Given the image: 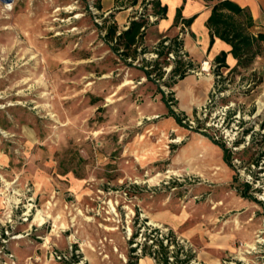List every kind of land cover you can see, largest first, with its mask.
I'll return each mask as SVG.
<instances>
[{"label":"rangeland","instance_id":"obj_1","mask_svg":"<svg viewBox=\"0 0 264 264\" xmlns=\"http://www.w3.org/2000/svg\"><path fill=\"white\" fill-rule=\"evenodd\" d=\"M133 7L109 38L101 0H0V264H264V45L178 79L151 20L114 50Z\"/></svg>","mask_w":264,"mask_h":264},{"label":"trees","instance_id":"obj_2","mask_svg":"<svg viewBox=\"0 0 264 264\" xmlns=\"http://www.w3.org/2000/svg\"><path fill=\"white\" fill-rule=\"evenodd\" d=\"M130 3V6L143 5L144 12L142 15L138 16L137 19H133L130 21L128 28L122 31L119 35H117L116 44L114 46V50L117 52L119 47L122 46L127 50V52H121L120 54L125 56H130L128 51L133 48L132 52L137 55V49L140 45L139 43L144 38V31L148 24V16L151 15L157 21L165 18L167 7L162 6L159 0H151L147 4H145V0H127ZM148 5L151 6L150 12L146 13ZM98 8L101 9V6L98 5ZM244 18L245 23L240 22V19ZM182 22L185 26L191 24L192 19L181 20L180 15L177 14L175 23ZM206 26L209 30L210 35V44L213 43L214 38H218L223 42L227 43L230 47V53L237 60V66L239 67H247L251 63V54L254 48L256 40H264L263 36L258 35L256 38L250 35L248 30L252 26V19L249 12L246 9L239 7L228 0H217L216 3L211 8V14L207 20ZM144 28V30H142ZM117 31V25L112 23L106 29V34L109 38H115ZM169 41L167 46H164V42ZM155 50V49H154ZM180 50H183L182 39H178L177 37L168 38L162 37L158 42V50L157 52L158 58L164 57L167 58V54L169 52H174L175 60L173 61V67L169 73L172 75L178 76V79H183L186 71H190L191 69L197 67L190 61H188V56L184 53L183 55L179 53ZM134 55V58H135ZM225 58L226 53L221 52L218 56H216L214 60V64L218 66L216 75L220 76V69L225 67ZM151 69L146 71V77L150 78L152 75V66ZM161 76V74H160ZM219 82V81H218ZM217 82V83H218ZM163 102L168 109L169 114L176 120L180 121L178 115L170 109L168 102L163 97ZM264 139V135L262 136ZM214 144L218 145L223 153L224 162L230 167L231 164V156L230 151L226 149L223 145H219L218 143ZM264 157V152L261 155ZM250 189V185L248 183L244 184V189L240 193L241 198L247 199L249 201H253L257 204H261L255 197H252L248 194ZM163 255L165 254L164 250ZM193 255H189L188 259L192 258ZM164 264H166V257L162 260Z\"/></svg>","mask_w":264,"mask_h":264},{"label":"crops","instance_id":"obj_3","mask_svg":"<svg viewBox=\"0 0 264 264\" xmlns=\"http://www.w3.org/2000/svg\"><path fill=\"white\" fill-rule=\"evenodd\" d=\"M217 0H159L162 6L167 7L165 18L157 21L149 26L147 32L151 33L150 40L154 37L162 36L168 38L177 37L182 33V46L184 53L188 56L194 65L202 62H214L216 56L221 52L226 53L225 69L233 73L240 67L237 66V60L230 53L231 47L218 38H214L210 44L209 30L206 26L207 20L211 14V8ZM246 9L252 19V26L248 30L250 35L264 37V0H228ZM105 2V7H104ZM103 9L109 12L111 19L117 26L123 27L127 18L130 16L132 6L127 0H101ZM115 5V7H114ZM102 9V7H101ZM117 9L118 12L113 13ZM180 15L181 20L192 19L190 25L181 28L180 22L175 23L176 16ZM262 43L264 40H256V44ZM220 69V72H221ZM201 260L206 264H219L218 260L208 254L201 255Z\"/></svg>","mask_w":264,"mask_h":264},{"label":"built area","instance_id":"obj_4","mask_svg":"<svg viewBox=\"0 0 264 264\" xmlns=\"http://www.w3.org/2000/svg\"><path fill=\"white\" fill-rule=\"evenodd\" d=\"M149 1H151V0H145V4H147ZM148 7H149V5H148ZM134 18L137 19L138 16H136ZM150 20L152 22H154L155 21V18L152 17L151 15H149L148 16V21H150ZM180 25H181V28H183V29L185 28V25L181 21H180ZM142 30H144V28H142ZM178 39H182V33L178 35ZM168 44H169V41H165L164 42V46H167ZM179 53L183 55L184 54V51L183 50H180ZM166 59L168 61H170V59L172 61H174L175 60V54H174V52H169L167 54V58ZM215 66L216 65H214V67ZM202 70H205L203 68V65H202ZM159 242H160V248H161V250L163 249L164 252H165L164 255L162 254V258L165 259V257H166V260H167L166 264H200L199 262H197L194 259V256L192 258L188 259L189 255H192V254H190L188 251L184 250V247L179 246V249L178 250H179L180 253H178V255H176V254H173V252L168 251L167 240H163V241L161 240ZM151 244H152L151 246L155 245L153 242ZM184 251L186 252V254L185 255H182V253ZM62 257H63V255H59L57 253L53 254V258H56L57 260H62ZM161 264H164L163 261H162Z\"/></svg>","mask_w":264,"mask_h":264},{"label":"bare ground","instance_id":"obj_5","mask_svg":"<svg viewBox=\"0 0 264 264\" xmlns=\"http://www.w3.org/2000/svg\"><path fill=\"white\" fill-rule=\"evenodd\" d=\"M206 66H207V62H204L203 63V68L206 69ZM264 109V103L261 102V101H258V108H257V114H259L260 112H262V110ZM2 133L5 134V132L2 131ZM160 174H157L155 177H159ZM39 221H41L42 219L41 218H38ZM218 264V263H217Z\"/></svg>","mask_w":264,"mask_h":264}]
</instances>
